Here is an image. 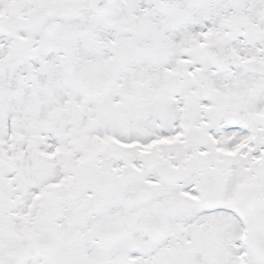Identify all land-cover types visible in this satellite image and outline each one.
I'll list each match as a JSON object with an SVG mask.
<instances>
[{"label": "snow or ice", "instance_id": "1", "mask_svg": "<svg viewBox=\"0 0 264 264\" xmlns=\"http://www.w3.org/2000/svg\"><path fill=\"white\" fill-rule=\"evenodd\" d=\"M0 264H264V0H0Z\"/></svg>", "mask_w": 264, "mask_h": 264}]
</instances>
